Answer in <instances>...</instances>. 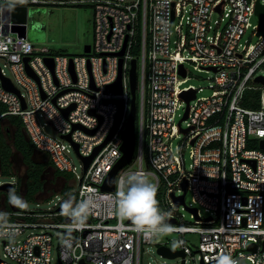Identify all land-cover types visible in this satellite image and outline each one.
<instances>
[{
	"label": "built area",
	"instance_id": "2783aa9c",
	"mask_svg": "<svg viewBox=\"0 0 264 264\" xmlns=\"http://www.w3.org/2000/svg\"><path fill=\"white\" fill-rule=\"evenodd\" d=\"M257 1L264 5V0H0V61L11 77L1 67L0 74L20 92L7 91L0 78L4 115L20 117L35 150L77 182L67 201L75 205L86 196L93 200L87 219L77 223L60 202L54 211L8 210L0 191V264H140L147 244L181 252L184 257L162 255L181 264H219L224 254L236 264H264V87L257 109L240 104L247 88L258 84L255 79L264 67V33L259 34L264 28L259 30V22L243 40ZM64 4L94 8L93 44L84 55L40 51L12 31L22 25L10 18L13 6ZM214 14L221 18L213 20ZM133 59L136 150L117 173L114 189L104 191L122 157ZM187 63L213 73L211 95L199 96L202 88L184 86ZM119 69L121 91L109 90ZM190 90L195 96L187 103L181 94ZM119 110L116 128L106 141ZM47 125L55 136L45 131ZM71 149L79 158L94 154L86 169L81 161V175L69 156ZM132 174L155 186L165 220H175L165 222L163 231H138L116 214L119 181ZM184 181L190 202L185 195L184 204L176 205ZM179 210L194 222L185 221ZM53 231L59 235L55 242Z\"/></svg>",
	"mask_w": 264,
	"mask_h": 264
},
{
	"label": "rangeland",
	"instance_id": "374dc122",
	"mask_svg": "<svg viewBox=\"0 0 264 264\" xmlns=\"http://www.w3.org/2000/svg\"><path fill=\"white\" fill-rule=\"evenodd\" d=\"M221 16L214 14L212 19L219 20ZM257 16L250 18V27L245 32L243 40L251 37L254 26L258 25ZM27 39L34 44L40 51H47L53 54L65 55L68 57L84 55V47L93 44L94 33V8L90 4H64V5H29L27 8ZM225 25V22H221L220 29ZM254 27V28H253ZM264 32H259L263 34ZM252 42L256 40V37L251 38ZM186 69L188 70L186 82L184 86L193 85L196 88H202V92L199 96H209L212 93L210 86L213 81L210 79L213 77L212 72L198 71L193 67V64L187 63ZM0 67L3 68L6 77H11V72L8 66L4 65V62L0 61ZM260 74L264 76V67L261 68ZM185 107L178 111L183 115ZM180 120V117L176 118V122ZM42 123H44L42 121ZM182 127H185V123H182ZM45 131L55 136V132L50 126H45ZM31 143V142H30ZM69 156L72 158L73 164L76 167V173L82 174L81 160L76 155L74 150H70ZM14 175H3L0 173V184L11 183L19 185V196L11 197L10 199L15 201L18 207L27 211H54L57 204L66 209L65 201L67 197L73 196L77 182L70 174H65L66 180L55 181L51 174H45L46 180L45 188L42 187L40 195L33 197H25L23 193L25 183V173L21 165L20 158L17 156L13 159ZM64 186L62 191L61 188ZM186 202H190V194L186 195ZM184 214V220L190 223L194 222V219L190 217V214L184 210H179ZM203 217H207L203 210H200ZM54 242L59 237L57 231H53ZM172 237V235H168ZM162 237V236H160ZM189 235H186L187 239ZM61 238V237H60ZM192 246H195L192 240ZM157 247L152 244L144 245L141 249L140 264H158L165 262L167 264H181L178 259H169L163 257L157 252ZM53 255L56 260V251L54 249ZM57 264V263H55ZM197 264H200L198 261ZM242 264H250L247 261H243Z\"/></svg>",
	"mask_w": 264,
	"mask_h": 264
},
{
	"label": "water",
	"instance_id": "95a60500",
	"mask_svg": "<svg viewBox=\"0 0 264 264\" xmlns=\"http://www.w3.org/2000/svg\"><path fill=\"white\" fill-rule=\"evenodd\" d=\"M10 13H11V20L14 23L17 24H22V25H15L12 29L13 32H17L19 34L20 37H27V32H26V20H27V7L25 6H13L10 9ZM255 13L256 16L258 18L259 21V30H263L264 28V5H261L259 1L256 2V6H255ZM90 47L89 45L84 47V52H89ZM123 54V51L120 52V55ZM27 61V60H26ZM46 61L49 63V65L52 68V60L47 58ZM137 64H136V60L133 59L131 61V69H130V90H131V107H130V114L128 117V121L126 124V129L122 134V138H123V143L121 146V151H122V157L120 158V160L118 161V163L116 164V166L112 169V171L109 173L104 185L102 186V190L104 191H112L114 189V183H115V177L117 175V173L119 172V170L124 167L125 165L129 164L134 156L135 150H136V117H137ZM72 70V67H71ZM30 73V71H29ZM31 74V73H30ZM181 74L184 76L185 72L184 70H181ZM32 75V74H31ZM0 78L2 80V84L3 87L10 92H13L17 95H20L19 90L12 84V82L8 79L3 77L0 74ZM255 82L263 85L264 86V77L263 76H258L255 79ZM109 90L112 91H116V92H120L121 91V87H120V69H119V76L118 79L115 83L111 84L108 86ZM181 96L186 100V102L188 103L191 99L194 98L195 96V92L193 90H190L188 92H183L181 94ZM23 108H25V104L23 103ZM68 110H65V112H67ZM187 112H188V108L186 109V112L183 116V119H185L187 117ZM120 117V110L117 114L116 117V123L115 126L113 127L111 133L109 134L108 138L106 139V141L111 137V135L113 134L115 128H116V124L119 120ZM25 137L28 140L27 134L25 133ZM65 139L70 141V136L66 135L64 136ZM105 143H103L101 146L97 147L95 149L94 154L104 145ZM260 146L261 148H264V141L260 142ZM75 148V152L77 153V145H74ZM91 155L90 157H80L81 161L84 164V168L86 169V167L88 166L89 162L91 161L92 157L94 156ZM13 184L11 183H4L0 185V191L2 193H9L10 190L12 189ZM182 188H183V194L180 197H175V203L176 205H181L184 204V199H185V195L187 192V183L186 181H184L182 183ZM5 203V199L2 200V204L4 205V208L6 207V205L12 210V211H19L18 206L16 205L15 201L13 200H7L6 204ZM4 208H2L1 210H3ZM61 208H59L58 210H60ZM190 212L196 214V209H189ZM67 221H69L67 219ZM165 222H169V223H174L175 220L174 219H166ZM66 235H70L72 234L71 231H66L65 232ZM264 246V244H263ZM250 249H255V245L252 244L250 245ZM157 252L165 257H169V258H174L178 255H180L181 257H184V255L179 252V251H173L170 250L166 247H159L157 249ZM80 264H85L84 262H81Z\"/></svg>",
	"mask_w": 264,
	"mask_h": 264
},
{
	"label": "clouds",
	"instance_id": "9594fccd",
	"mask_svg": "<svg viewBox=\"0 0 264 264\" xmlns=\"http://www.w3.org/2000/svg\"><path fill=\"white\" fill-rule=\"evenodd\" d=\"M65 214L77 223H82L92 211L93 200L86 196L79 204L71 200L65 201ZM116 214L120 220H130L138 231L158 233L166 227L165 216L156 199V188L147 180L138 178L135 174L119 181V200ZM219 264H236L228 254L219 258Z\"/></svg>",
	"mask_w": 264,
	"mask_h": 264
},
{
	"label": "trees",
	"instance_id": "16d2710c",
	"mask_svg": "<svg viewBox=\"0 0 264 264\" xmlns=\"http://www.w3.org/2000/svg\"><path fill=\"white\" fill-rule=\"evenodd\" d=\"M264 86L259 84H252L247 90L244 92L243 97L240 100V104L246 108L257 109L259 107V98H260V90ZM6 112V107L4 104L0 103V116L6 117L10 123L15 127L17 131V135L14 139V142L11 145H6L4 138L0 135V173L3 175L13 176L15 173L13 172L12 163L10 161V157L12 156L11 147L18 151L23 158V161L26 165H31V155L34 152V147L30 143V141L25 140L22 135L19 134L20 130H22V122L20 117L4 115ZM45 158L47 156L44 154ZM50 165V162H48ZM38 168V167H37ZM34 169L30 167L26 173V181L25 185L27 190L24 196L33 197L39 195L40 191H42V184L44 183L41 179L42 168ZM58 174L64 175L57 171ZM18 184L13 185L12 189L9 193L5 194V200H10L11 197L19 196V187ZM64 187L60 190L62 191ZM156 199L159 203V196L156 194ZM6 208L9 210V207L6 205Z\"/></svg>",
	"mask_w": 264,
	"mask_h": 264
},
{
	"label": "flooded vegetation",
	"instance_id": "af4514ba",
	"mask_svg": "<svg viewBox=\"0 0 264 264\" xmlns=\"http://www.w3.org/2000/svg\"><path fill=\"white\" fill-rule=\"evenodd\" d=\"M19 134L22 135L25 140H27L26 137H25V134H24L23 127H22V130H20ZM0 135L4 138V141H5L6 145H11L14 142V139H15V137L17 135V131H16L15 127L10 123V121L6 117H3V118L0 119ZM11 151H12V156L10 157V161L12 163V168H13V159L18 156L20 158L21 165H22V167L24 169L25 179H26V173H27V171H28V169L30 167H32L34 169H36L37 167H38L37 169H39V168L41 169V167H43L42 168V175H41V179L44 182L42 184L43 188H45V185H46V180L44 179V175L48 174V173L51 174V177L55 181L61 180L62 182H65L66 176L58 174L57 170L54 169V167L52 166L51 162L48 160V157L46 159L43 153H41V152H39L37 150H34V152L31 155V165H26L24 163L23 158L20 155V153L18 151H16L13 148V146L11 147ZM48 162H50V165H48ZM13 172H14V168H13ZM19 185H20V183H19ZM19 185H18V187H19ZM64 186H65V184L63 185V187ZM26 190H27V187H26V185L24 183V189H23V193H22L23 195L25 194ZM19 194H20V192H19ZM39 195H40V193H39ZM2 199H6L5 196H3ZM6 202H7V200H5L4 204H6Z\"/></svg>",
	"mask_w": 264,
	"mask_h": 264
},
{
	"label": "crops",
	"instance_id": "0c3cea01",
	"mask_svg": "<svg viewBox=\"0 0 264 264\" xmlns=\"http://www.w3.org/2000/svg\"><path fill=\"white\" fill-rule=\"evenodd\" d=\"M29 141V140H28Z\"/></svg>",
	"mask_w": 264,
	"mask_h": 264
}]
</instances>
